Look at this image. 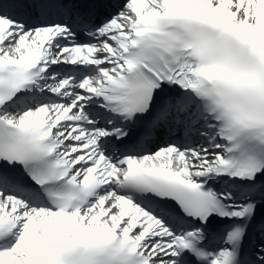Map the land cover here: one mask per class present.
<instances>
[{
	"label": "snow or ice",
	"instance_id": "snow-or-ice-1",
	"mask_svg": "<svg viewBox=\"0 0 264 264\" xmlns=\"http://www.w3.org/2000/svg\"><path fill=\"white\" fill-rule=\"evenodd\" d=\"M0 264H264V0H0Z\"/></svg>",
	"mask_w": 264,
	"mask_h": 264
}]
</instances>
